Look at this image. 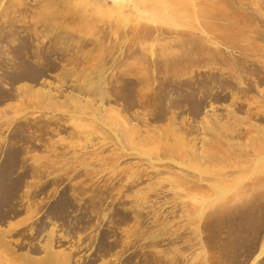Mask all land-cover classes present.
<instances>
[{
    "label": "rangeland",
    "instance_id": "rangeland-1",
    "mask_svg": "<svg viewBox=\"0 0 264 264\" xmlns=\"http://www.w3.org/2000/svg\"><path fill=\"white\" fill-rule=\"evenodd\" d=\"M263 238L264 0H0V264H250Z\"/></svg>",
    "mask_w": 264,
    "mask_h": 264
},
{
    "label": "bare ground",
    "instance_id": "bare-ground-1",
    "mask_svg": "<svg viewBox=\"0 0 264 264\" xmlns=\"http://www.w3.org/2000/svg\"><path fill=\"white\" fill-rule=\"evenodd\" d=\"M211 187H213L214 189L216 188L217 189V194H221L223 193V191L221 189H219V187L215 186V185H212ZM219 199L220 196H217ZM201 213V212H200ZM261 246H260V249L258 251V253L255 255V257L252 259L251 263L250 264H255L256 261L264 254V238L261 242Z\"/></svg>",
    "mask_w": 264,
    "mask_h": 264
}]
</instances>
